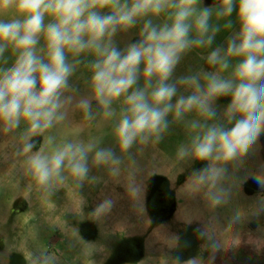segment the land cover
<instances>
[{
    "label": "clouds",
    "instance_id": "clouds-1",
    "mask_svg": "<svg viewBox=\"0 0 264 264\" xmlns=\"http://www.w3.org/2000/svg\"><path fill=\"white\" fill-rule=\"evenodd\" d=\"M222 31L231 33L226 46L213 47ZM122 35L129 39L121 48ZM193 51L207 67L176 76ZM98 119L107 131L83 138ZM174 127L184 133L175 158L189 166L188 189L212 208L227 204L235 173L264 136V0H0V133L20 130L14 154L38 191L81 190L92 167L118 176L125 157L136 165L134 147L142 153ZM104 135L119 155L103 146ZM247 179L264 190V163L240 182ZM130 191L140 194L134 183ZM112 207L105 199L95 214ZM30 264L56 258L41 253Z\"/></svg>",
    "mask_w": 264,
    "mask_h": 264
},
{
    "label": "rangeland",
    "instance_id": "rangeland-1",
    "mask_svg": "<svg viewBox=\"0 0 264 264\" xmlns=\"http://www.w3.org/2000/svg\"><path fill=\"white\" fill-rule=\"evenodd\" d=\"M231 19L233 30H238L235 12ZM230 34L219 33L213 47L226 46ZM116 39L122 48L129 37ZM201 66L207 67L198 52H190L175 75ZM77 82L83 92L82 80ZM220 103L226 104L227 98ZM70 120L80 122L81 114L70 116ZM108 127L98 119L85 127L82 137L101 136ZM19 131L0 133V264H30V257L41 253L54 256L56 264H177V258L179 264H186L188 259H196L198 264L228 260L230 264H249L256 259L264 264V211L258 212L264 190L252 179L240 182L264 163V136L258 154L247 158L235 173L237 183L229 202L212 208L203 193L188 189L189 166L175 158L177 144L184 139L180 127H174L160 144L150 145L142 153L134 147L136 165L125 157L118 176L109 175L105 166L92 167L81 190L74 191L69 183L51 196L37 190L24 174V157L14 154L20 147ZM103 146L116 147L108 135H104ZM116 151L119 155L118 147ZM133 183L140 188L139 196L130 191ZM105 199H111L113 207L96 215L97 205ZM238 210L242 211L240 220L234 219ZM198 227L216 241L219 249L198 238ZM233 251L241 254L227 255Z\"/></svg>",
    "mask_w": 264,
    "mask_h": 264
},
{
    "label": "crops",
    "instance_id": "crops-1",
    "mask_svg": "<svg viewBox=\"0 0 264 264\" xmlns=\"http://www.w3.org/2000/svg\"><path fill=\"white\" fill-rule=\"evenodd\" d=\"M247 248H249V247H247ZM235 252H236V251H233V253H231V254H227V255H228V256L230 255V256H233V257H235L236 255H238V256H239V255L241 254V253H240V254H239V253H237V254H236ZM250 253H253V254H254V252L252 251V249H251V248H250ZM256 255H257V254H256ZM257 256H258V255H257ZM227 260H228V258H227V259H225V261H227ZM228 262H229V263H225V262H224L223 264H230V262H231V261H230V260H228ZM231 264H233V263H231Z\"/></svg>",
    "mask_w": 264,
    "mask_h": 264
},
{
    "label": "flooded vegetation",
    "instance_id": "flooded-vegetation-1",
    "mask_svg": "<svg viewBox=\"0 0 264 264\" xmlns=\"http://www.w3.org/2000/svg\"><path fill=\"white\" fill-rule=\"evenodd\" d=\"M249 249V248H248ZM241 260L244 261V257L242 256ZM249 263V262H248ZM252 263H255V264H261L259 261H257L256 259L255 260H251L249 264H252ZM244 264V263H243Z\"/></svg>",
    "mask_w": 264,
    "mask_h": 264
}]
</instances>
